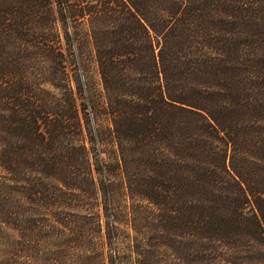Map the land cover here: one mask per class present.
Masks as SVG:
<instances>
[{
  "label": "trees",
  "instance_id": "16d2710c",
  "mask_svg": "<svg viewBox=\"0 0 264 264\" xmlns=\"http://www.w3.org/2000/svg\"><path fill=\"white\" fill-rule=\"evenodd\" d=\"M62 41L97 75L113 151L72 129ZM55 176L86 208L103 197L112 221L87 233L119 256L127 230L126 264H159L166 241L192 264L263 261L264 0H0V226ZM7 240L0 264H19Z\"/></svg>",
  "mask_w": 264,
  "mask_h": 264
},
{
  "label": "rangeland",
  "instance_id": "374dc122",
  "mask_svg": "<svg viewBox=\"0 0 264 264\" xmlns=\"http://www.w3.org/2000/svg\"><path fill=\"white\" fill-rule=\"evenodd\" d=\"M57 22L59 27H63V19L58 17ZM60 36L63 40L64 35L61 30ZM89 50L88 46L86 52L88 53ZM62 52L60 66L62 86L75 103L76 110L73 115L76 122L72 125V129L78 130L82 141H92L94 146L99 144L98 151L104 153L113 151L114 147L107 136L108 131H112L111 123L102 112L99 114L103 95L97 75L94 70L91 73L85 72L79 61L81 58L78 59L80 49L75 43L69 45L62 41ZM45 70L47 72L50 68L46 66ZM42 88L57 98L61 97L60 90L53 89L49 85H43ZM87 147L90 148V144ZM90 157V163H92V156ZM64 181V178L60 176L42 179L43 183L34 179L37 187L33 188L31 193H28L27 188L22 189L18 195L19 227L12 233L0 226V263L7 258V238L10 235L16 239L18 245L19 264H116V257L117 264H126L122 254L125 257L130 256L128 251L123 250L126 244L124 235L127 230L123 228L120 230V226L117 227L119 236L116 238V245L117 250L121 252L119 256L111 246L105 245L103 235L101 239L98 234L92 232L90 237L93 239H91L87 233L85 217L88 215L92 216V223L101 226L103 234L109 227L110 220L112 221L108 215L104 214L106 208L103 197L96 196L95 200L87 202L90 206L86 208L83 193L78 191L72 197V186H66ZM55 187L60 190V193H54ZM122 193L123 191L118 193L117 203L125 201ZM118 207L121 211L120 206ZM138 226L135 227L138 228ZM165 244L167 246L162 248L159 264H192L191 245L184 249L174 247L175 251H172L167 241ZM261 244L264 245V243ZM183 257H187L184 262ZM262 260L256 263L250 261L249 264H264V255Z\"/></svg>",
  "mask_w": 264,
  "mask_h": 264
}]
</instances>
